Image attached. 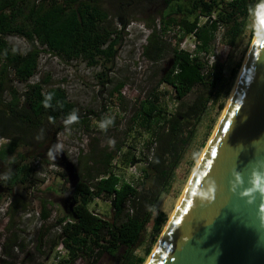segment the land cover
<instances>
[{"label":"trees","instance_id":"obj_1","mask_svg":"<svg viewBox=\"0 0 264 264\" xmlns=\"http://www.w3.org/2000/svg\"><path fill=\"white\" fill-rule=\"evenodd\" d=\"M143 1L116 0V8L122 13L112 18L103 7V0H0V137L7 140L0 148V164L9 168L0 174V184L5 186L6 192L26 183L36 170L24 162L28 155L16 153L20 147L28 148L33 157L40 156L44 143L52 140L48 135L50 125L60 122L56 130L68 125H87L88 116L94 114L92 110L82 113L62 87H47L49 78L28 82L36 72L40 52L66 61L81 59L90 66L98 64L102 58L110 61L121 31L133 19L136 10L127 13L125 9ZM159 1L169 5L179 0ZM255 2L193 0L191 8L181 17L174 12L159 11L157 23L155 19L146 21L150 32L141 54L151 68L158 65L160 75L157 84L135 100L136 108L131 116L139 127L150 133L148 154L142 158L132 155L128 160L130 164L143 163L140 177L131 183L110 169L121 151L119 141L109 149L107 145H99L98 138H93L94 144L87 151L83 153L81 149L78 156L80 181L73 194L74 206L56 218L54 225L58 226V234L50 244L51 251L59 242L66 257L58 258L53 264H74L79 258H85L87 264H96L103 256H112L120 249L124 258L121 264L143 262L142 257L132 258L133 251L149 225L154 232L159 231L164 216L155 208L157 200L170 184L194 138L197 124L208 106L218 102L225 86L222 64L209 65L198 53L208 51L220 27L224 28L227 46L234 48L244 33ZM199 18H203L202 23ZM172 26L181 33L174 45L165 39L166 31ZM254 32L252 28L249 35L252 37ZM8 35L21 36L28 47L17 50L7 41ZM188 35H194L198 41L193 53L180 48V41ZM238 67L230 69L225 95ZM14 81L26 83L24 90L19 91ZM161 84L171 88L176 101L171 112L165 110L157 90ZM123 86L124 81L117 80L109 95L116 94V99L122 102ZM222 108L219 103L218 109ZM14 154L16 157L9 159ZM2 194L0 192V200ZM99 196L109 202L110 219L89 209V204ZM27 205L24 198L16 195L6 203L7 229L17 212H27ZM47 216L44 205L41 217L46 219ZM43 235L44 231L39 233L38 243L34 245L41 254ZM16 242L17 234L10 233L1 245L2 253L11 256ZM22 245L19 243V247ZM2 263L8 264L3 260ZM33 264L46 263L35 258Z\"/></svg>","mask_w":264,"mask_h":264},{"label":"rangeland","instance_id":"obj_2","mask_svg":"<svg viewBox=\"0 0 264 264\" xmlns=\"http://www.w3.org/2000/svg\"><path fill=\"white\" fill-rule=\"evenodd\" d=\"M40 1V0H35ZM193 0L172 1L169 5L159 0H144L140 3H133L125 12L134 11L133 19L121 31V37L118 45H115V54L110 61L103 58L98 64L90 66L84 60L75 59L66 61L59 56L42 51L39 55L38 67L35 74L28 82H35L42 78H49L47 87L60 86L67 94L70 101L77 105V108L85 113L92 110L94 114L88 116L87 125H68L62 130H56L60 122L50 125L48 135L52 137V142L63 149L68 158L75 164L78 171V156L82 149L83 153L94 144L93 138L99 139V145H107L109 149L113 148L116 141L121 143V151L114 158L110 169L119 175L122 180L134 183L140 177V168L142 162L130 164L128 160L132 155L142 158L148 154V143L150 133L139 127L137 122L131 119L136 108L135 100L141 98L143 94L157 84L160 73L157 72V66L151 68L142 53V48L146 44V37L150 30L145 26L146 21L155 19L159 21L158 12L163 14L174 12L176 16H183L186 9L191 8ZM264 0H256L255 6L251 11L244 33L240 41L234 48H229L226 44L224 28H219L214 39L208 46V51L198 53L208 64L217 62L223 66V75L225 77V86L220 91V96L216 104L208 106L200 122L196 126L195 135L188 146L184 157L177 166L170 184L160 195L155 208L163 214V222L159 231L154 232L149 225L140 241L138 247L133 251V257H142L145 264L152 248L156 245L162 230L174 209L177 198H179L188 182L191 173L207 145L215 126L218 123L220 115L228 101L231 90L235 84L238 72L247 55L250 44L254 38L255 32L264 16ZM116 0H103V7L109 11L113 18L118 13H122L116 8ZM181 7V10L178 9ZM124 12V11H123ZM192 19L193 16H187ZM202 23L203 18H199ZM118 26V25H117ZM254 28V35L251 37L250 30ZM177 27H170L165 33V39L174 45L180 37ZM7 41L17 50L23 51L28 47L27 41L18 35H8ZM198 45L194 35L185 36L180 41V48L189 52L195 51ZM41 47V46H40ZM42 48V47H41ZM239 66L236 77L231 80L228 94L225 95L226 85L229 83L230 69ZM154 72V74H152ZM117 80L124 81L121 90L123 101L116 99V94L110 96L109 92L115 86ZM26 83L13 82V85L22 91ZM162 96V103L165 110L171 112L176 101L173 99L172 91L169 86L159 85L157 89ZM222 103V109H218V104ZM49 139L44 143L48 145ZM7 143L5 138L0 137V148ZM42 146L43 147L45 146ZM31 156L28 148L20 147L16 153L28 155L24 162L32 167L35 161L42 171H48L50 174L49 182L45 183L40 174H34L21 186L14 187L12 192L4 191L0 200V264L2 260L8 264H33L34 259L44 260L46 264H53L55 260L66 257V251L58 242L54 250L50 251V244L58 234V226H55V220L63 213L60 197L68 189L69 184L65 171L58 165L47 160L42 156ZM16 157V154L9 156V159ZM54 165L49 169V165ZM6 165L0 164V174L7 171ZM35 169V166H34ZM79 172V171H78ZM21 196L27 205V212L24 214L19 211L14 217L12 224L8 227V216L6 213V203L12 200V197ZM48 210L46 219H42L41 211L43 206ZM89 209L99 216L110 219L111 207L109 202L102 197L95 198L89 204ZM44 231L42 237L43 247L41 254L35 249L38 243V235ZM17 234L16 246L11 250V256L2 253L1 245L10 233ZM22 243V247H19ZM123 250H118L114 255H105L98 260L96 264H121L124 262L122 257ZM74 264H87L85 258H79Z\"/></svg>","mask_w":264,"mask_h":264},{"label":"water","instance_id":"obj_3","mask_svg":"<svg viewBox=\"0 0 264 264\" xmlns=\"http://www.w3.org/2000/svg\"><path fill=\"white\" fill-rule=\"evenodd\" d=\"M250 46L222 117L146 264H264V23ZM42 156L67 175L69 187L60 197L67 213L80 175L52 140Z\"/></svg>","mask_w":264,"mask_h":264},{"label":"bare ground","instance_id":"obj_4","mask_svg":"<svg viewBox=\"0 0 264 264\" xmlns=\"http://www.w3.org/2000/svg\"><path fill=\"white\" fill-rule=\"evenodd\" d=\"M262 21H263V19H262ZM262 21H261V22H262ZM261 22H260V24H259V26H258L256 32L258 31L259 27L261 26V24H262ZM256 32H255V33H256ZM253 39H254V38H253ZM252 42H253V40H252ZM252 42H251V43H252ZM250 45H251V44H250ZM250 47H251V46H250ZM248 51H249V49H248ZM247 53H248V52H247ZM244 60H245V59H244ZM234 85H235V84H234ZM233 87H234V86H233ZM231 91H232V90H231ZM230 94H231V93H230ZM229 97H230V96H229ZM228 101H229V98H228ZM228 101H227V103H228ZM227 103H226L224 109L226 108ZM224 109H223V111H224ZM222 114H223V112H222ZM222 114L220 115V118H219V120H218V123H219V121H220V119H221V117H222ZM218 123H217V125H218ZM217 125L215 126V128L217 127ZM214 130H215V129H214ZM213 132H214V131H213ZM212 134H213V133H212ZM211 136H212V135H211ZM211 136H210V138H211ZM210 138H209V140H210ZM208 142H209V141H208ZM205 148H206V146H205ZM205 148L203 149V152H204ZM203 152H202V154H203ZM202 154L200 155V157H199V159H198V161H197V163H196V165H195L193 171L195 170V168H196V166H197V164H198V162H199V160H200ZM40 156H41V155H40ZM192 174H193V172L191 173L190 178H189L188 182L186 183L185 188H184V190H183L181 196H180L179 198H177V199H178V200H177V203H176L174 209L172 210V213H171V215H170V218L172 217V214L174 213V211H175V209H176V207H177V205H178V203H179V201H180V199H181L183 193L185 192V189H186V187H187V185H188V183H189V181H190V179H191ZM170 218H169V219H170ZM169 219H168V221H169ZM168 221L166 222L164 228L166 227ZM163 230H164V229H163ZM163 230H162V232H163ZM162 232H161V234H162ZM161 234H160V236H161ZM159 238H160V237H159ZM158 241H159V239H158ZM158 241H157V242H158ZM156 244H157V243H156ZM155 246H156V245H155ZM155 246H154V248H155ZM152 249H153V248H152ZM152 251H153V250H152ZM149 257H150V256H149ZM149 257H148V259H149ZM148 259H147V260H148ZM146 262H147V261H146ZM146 262H145V264H146Z\"/></svg>","mask_w":264,"mask_h":264},{"label":"built area","instance_id":"obj_5","mask_svg":"<svg viewBox=\"0 0 264 264\" xmlns=\"http://www.w3.org/2000/svg\"><path fill=\"white\" fill-rule=\"evenodd\" d=\"M34 164L35 165H33V167L35 166V169H36V170H34L35 173L40 174L41 178L43 179V181L45 183L49 182L51 177H50V174L48 173V171H46V170L42 171V169H40L39 164H38V160L35 161ZM53 167H54V165H52V164L49 165V169L53 168Z\"/></svg>","mask_w":264,"mask_h":264},{"label":"flooded vegetation","instance_id":"obj_6","mask_svg":"<svg viewBox=\"0 0 264 264\" xmlns=\"http://www.w3.org/2000/svg\"><path fill=\"white\" fill-rule=\"evenodd\" d=\"M0 180H1V175H0ZM6 190L5 186L0 184V192H4Z\"/></svg>","mask_w":264,"mask_h":264},{"label":"clouds","instance_id":"obj_7","mask_svg":"<svg viewBox=\"0 0 264 264\" xmlns=\"http://www.w3.org/2000/svg\"><path fill=\"white\" fill-rule=\"evenodd\" d=\"M262 7H264V5H262ZM262 19H264V16H262Z\"/></svg>","mask_w":264,"mask_h":264},{"label":"snow or ice","instance_id":"obj_8","mask_svg":"<svg viewBox=\"0 0 264 264\" xmlns=\"http://www.w3.org/2000/svg\"><path fill=\"white\" fill-rule=\"evenodd\" d=\"M262 23H264V21H262Z\"/></svg>","mask_w":264,"mask_h":264}]
</instances>
